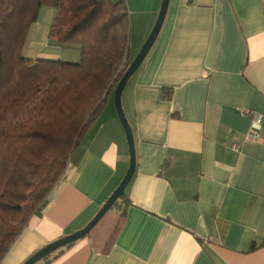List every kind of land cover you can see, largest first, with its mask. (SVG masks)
Segmentation results:
<instances>
[{
	"label": "crops",
	"instance_id": "0c3cea01",
	"mask_svg": "<svg viewBox=\"0 0 264 264\" xmlns=\"http://www.w3.org/2000/svg\"><path fill=\"white\" fill-rule=\"evenodd\" d=\"M162 1L127 0L134 56ZM124 96L137 154L128 207L36 264H264V129L247 139L244 112L264 121V0H170ZM129 164L108 101L0 264L84 228Z\"/></svg>",
	"mask_w": 264,
	"mask_h": 264
},
{
	"label": "trees",
	"instance_id": "16d2710c",
	"mask_svg": "<svg viewBox=\"0 0 264 264\" xmlns=\"http://www.w3.org/2000/svg\"><path fill=\"white\" fill-rule=\"evenodd\" d=\"M43 6L55 10L49 36L79 61L24 56ZM130 27L127 0H0V262L132 62Z\"/></svg>",
	"mask_w": 264,
	"mask_h": 264
},
{
	"label": "water",
	"instance_id": "95a60500",
	"mask_svg": "<svg viewBox=\"0 0 264 264\" xmlns=\"http://www.w3.org/2000/svg\"><path fill=\"white\" fill-rule=\"evenodd\" d=\"M170 0H163L162 5L156 20V23L148 36L146 42L134 58V60L130 63L128 69L124 73V75L121 77L120 81L118 82L116 89H115V106L118 113V117L124 127L126 137L128 140L129 145V151H130V164L128 167V170L122 179V181L119 183V185L116 187V189L113 191V193L110 195L108 200L104 203V205L99 209L95 217L82 229L75 231L69 235H66L56 241H53L46 246H44L39 251L35 252L32 256H30L23 264H36L52 252L65 247L81 238H84L93 228L96 226V224L104 217V215L112 209L115 202L125 194L126 188L128 187L129 183L131 182L137 165V154H136V145H135V138H134V132L133 128L127 118L126 112L123 107L122 103V96L123 92L131 79V77L137 72V70L141 67L144 60L146 59L147 55L149 54L150 50L154 46L155 42L157 41L159 34L162 30L163 24L166 19V15L169 9Z\"/></svg>",
	"mask_w": 264,
	"mask_h": 264
},
{
	"label": "rangeland",
	"instance_id": "374dc122",
	"mask_svg": "<svg viewBox=\"0 0 264 264\" xmlns=\"http://www.w3.org/2000/svg\"><path fill=\"white\" fill-rule=\"evenodd\" d=\"M55 10L51 6H43L39 12V17L31 26L27 37L23 54L26 57L38 58L39 56L49 58H59L65 61L77 62L81 58V52L78 46L61 47L57 45L55 39L49 36L50 25L54 16ZM138 54V53H137ZM136 54V55H137ZM136 55L130 49V59L133 61ZM115 91L110 95L109 105L114 107L115 113L118 115L115 106ZM123 107L126 106L125 96L122 97ZM126 111V109H125ZM121 123V121H120ZM121 127L125 133L124 127ZM126 136V133H125ZM127 139V137H126Z\"/></svg>",
	"mask_w": 264,
	"mask_h": 264
},
{
	"label": "built area",
	"instance_id": "2783aa9c",
	"mask_svg": "<svg viewBox=\"0 0 264 264\" xmlns=\"http://www.w3.org/2000/svg\"><path fill=\"white\" fill-rule=\"evenodd\" d=\"M244 112L249 115H252L253 117L252 125L249 132L246 135V138L249 140L259 139L261 137V131L262 129H264V121L262 119V116L252 111H244ZM232 149L238 152L241 150V146L238 142H234L232 145Z\"/></svg>",
	"mask_w": 264,
	"mask_h": 264
}]
</instances>
